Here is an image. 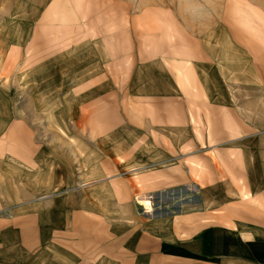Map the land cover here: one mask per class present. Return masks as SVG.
Here are the masks:
<instances>
[{
    "label": "crops",
    "instance_id": "obj_1",
    "mask_svg": "<svg viewBox=\"0 0 264 264\" xmlns=\"http://www.w3.org/2000/svg\"><path fill=\"white\" fill-rule=\"evenodd\" d=\"M15 23L0 17V75L8 76L0 81V264H264V148L247 150L249 196L238 189L228 213L236 217L180 210L131 213L128 222L121 205L128 172L151 171L150 186L175 185L157 175L159 166L143 171L174 152L160 156L158 146L140 147V138H153L141 130L152 120L138 126L124 107L129 98L167 100L180 89L170 51L135 45L128 64V48L120 45L112 63L95 54L90 39L65 36L59 19L40 17L23 33H9ZM220 58L215 65L223 77ZM67 115L79 129L74 138L64 133ZM113 202L120 203L115 210ZM139 202L153 210L151 196ZM206 202L202 194L201 206Z\"/></svg>",
    "mask_w": 264,
    "mask_h": 264
},
{
    "label": "rangeland",
    "instance_id": "obj_2",
    "mask_svg": "<svg viewBox=\"0 0 264 264\" xmlns=\"http://www.w3.org/2000/svg\"><path fill=\"white\" fill-rule=\"evenodd\" d=\"M2 16L18 21L8 30L17 34L40 17L59 19L65 36L79 34L81 43L90 39L96 43L95 54L112 63L120 45L128 48V64L135 45L157 44L170 51L180 89L167 100L129 98L124 107L130 116H138V126L152 120L141 130L152 131L153 138H140V147L158 146L160 156L167 149L174 152L166 153L170 160L143 171L159 166L157 175L175 185L150 186L151 171L128 172V200L121 205L129 212L128 222L133 214L151 217L180 210H204L213 220L236 217L228 213L232 200L238 201V189L244 198L249 196L247 150L264 148V0H0ZM217 57L223 77L217 73ZM7 77L0 75L1 84ZM97 107L104 109V102ZM64 108L65 115L68 106ZM68 115L64 133L74 138L79 129ZM238 133L253 138H237ZM47 140L54 145V139ZM202 194L207 202L201 206ZM146 195L153 201L151 212L139 202ZM119 205L113 202V210ZM99 206L106 210L103 202Z\"/></svg>",
    "mask_w": 264,
    "mask_h": 264
},
{
    "label": "bare ground",
    "instance_id": "obj_3",
    "mask_svg": "<svg viewBox=\"0 0 264 264\" xmlns=\"http://www.w3.org/2000/svg\"><path fill=\"white\" fill-rule=\"evenodd\" d=\"M141 201L143 202V204L146 206L148 210L152 209V204L148 197L142 198Z\"/></svg>",
    "mask_w": 264,
    "mask_h": 264
}]
</instances>
